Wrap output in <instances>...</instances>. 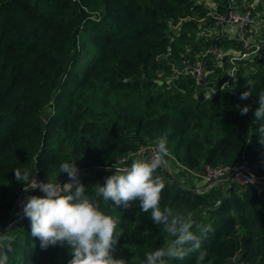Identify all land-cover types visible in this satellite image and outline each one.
<instances>
[{
  "label": "trees",
  "instance_id": "16d2710c",
  "mask_svg": "<svg viewBox=\"0 0 264 264\" xmlns=\"http://www.w3.org/2000/svg\"><path fill=\"white\" fill-rule=\"evenodd\" d=\"M226 3L0 0V233L6 237L0 253H6L7 264H69L72 259L67 243L42 249L39 238L31 236V221L18 204L25 184L15 175L16 168H26L32 179L59 183L66 174H59V167L66 161H75L79 174H86L79 179L85 194L120 218L116 258L143 264L146 253L165 246L171 237L138 202L131 208L105 202L96 187L106 181L89 179L115 174L105 167H130L143 157L139 149L156 145L162 135L170 163L158 170L165 178L161 206L190 211L197 224L213 229L203 242L202 262L193 252L171 264H264V187L233 184L222 192L217 184L204 193L180 183L187 169L203 173L206 165L247 162L264 173L259 131L264 120L254 115L264 92V57L259 53L238 61L230 87L213 95H204L189 72L176 74L170 63L194 62V52L212 42L242 48L239 37H222L218 28L206 43L191 45L205 25L215 23L207 17L210 5L223 12ZM255 62L244 75L245 66ZM210 68L212 84L223 83L231 72L228 62H210ZM245 91L252 94L241 99ZM244 107L249 111L241 115ZM171 164L178 173L170 172ZM32 195L45 193L31 188L25 201ZM192 231L199 234L196 227Z\"/></svg>",
  "mask_w": 264,
  "mask_h": 264
},
{
  "label": "clouds",
  "instance_id": "9594fccd",
  "mask_svg": "<svg viewBox=\"0 0 264 264\" xmlns=\"http://www.w3.org/2000/svg\"><path fill=\"white\" fill-rule=\"evenodd\" d=\"M251 94L245 91L240 98L247 99ZM257 102L256 121L264 120V92L258 95ZM248 111V107H244L240 114ZM259 131L264 134V125ZM167 143V136H160L150 156L134 159L123 171L116 169L115 174L106 178L104 185H97L96 194L105 202L113 201L128 208L138 202L141 212L150 213L151 221L169 234L171 238L165 246L146 253L143 264H171L193 252L198 253L197 259L202 262L207 255L202 245L208 233L213 231L211 225L197 224L190 211L161 206L165 178L158 174V170L167 166ZM61 173L68 175L69 183L52 180L38 183L31 178L29 169H15L17 180L26 185L25 191L39 188L45 193L44 196L27 197L23 207L24 215L31 221V236L39 238L42 249L67 243L72 250L69 264H128L124 258L114 255L123 235L120 218L106 214L98 202L85 194L75 161L61 163ZM193 227L199 230L198 235L192 231ZM5 239L0 235V241ZM0 264H7L6 253H0Z\"/></svg>",
  "mask_w": 264,
  "mask_h": 264
},
{
  "label": "built area",
  "instance_id": "2783aa9c",
  "mask_svg": "<svg viewBox=\"0 0 264 264\" xmlns=\"http://www.w3.org/2000/svg\"><path fill=\"white\" fill-rule=\"evenodd\" d=\"M250 1L251 0H227L226 7L223 12L215 10V4H211V8H209V11L207 13V17L215 21V25L218 27L220 35L222 37H232L231 33L229 34L226 31V28L229 27V25L235 28L236 36L239 37V39L243 43L241 49H224L220 45L212 42L210 44H207L203 52L194 54V62H182L185 63V70L183 72L187 71L191 76L195 78L196 82L204 91V95H213L219 90L224 89L225 87H230V84L233 82L232 80L236 77V66L238 61L247 59L251 57V55L256 54L255 52H259L264 48V42L253 41L254 37H252L251 31L254 28V24H256V16L251 9H256V0H254L252 3H250ZM248 6H250V8H247ZM172 28H174L175 30L177 29L176 26H173ZM212 36L213 34L211 31L207 33V35L205 36L206 41L211 39ZM166 57H168V55ZM163 58L165 57H162V59ZM158 59H161V56H158ZM210 62L216 63L218 64V66H222L226 62L231 64L230 75L223 83H210L208 78L209 74L211 73ZM170 63H172V69L176 74L183 73L180 72V70L178 69V65L172 62L171 59ZM154 147L155 145L142 147L139 149L138 154H142L144 156L145 153H148V155H151ZM166 160L168 159L166 158ZM113 167H118L121 169L128 168L127 166ZM169 169L172 173L170 167ZM175 172L178 173V168L175 169ZM186 175V179L189 180L190 183L193 181L203 182L205 180L207 185L210 186L224 183L226 184L227 188L231 187L233 184H236L242 189H246L251 183H255L259 191H261L264 187V173H256L247 162L233 166L219 165L213 167L210 165H206L205 171L203 173L187 169ZM35 180L38 183L41 182L37 178H35ZM25 187L26 185H24L21 191L18 193V204L21 206V208L24 207V204L26 203L25 197L31 189L29 188L27 191H25ZM183 187L188 188L192 191L196 190L195 192H199V189L197 188H190L186 185H184ZM233 264L245 263L236 261Z\"/></svg>",
  "mask_w": 264,
  "mask_h": 264
},
{
  "label": "rangeland",
  "instance_id": "374dc122",
  "mask_svg": "<svg viewBox=\"0 0 264 264\" xmlns=\"http://www.w3.org/2000/svg\"><path fill=\"white\" fill-rule=\"evenodd\" d=\"M254 0H251L250 1V3H252ZM255 5H256V9H253L252 7V9L251 10H253V12L255 13V16H256V24H254V28H253V30L251 31V33H252V37H254L253 38V41H258V42H264V0H256L255 1ZM247 8H250V6H248ZM204 24H205V21L203 22ZM215 24V23H214ZM213 24V25H214ZM205 27V28H204ZM203 28H202V30L198 33V35L196 36V37H194V39H192L191 40V45L192 46H194V45H200V42L201 41H205V43L207 42L206 41V39H205V36L207 35V33H209L210 32V30H212V29H210V26H207V25H205ZM229 27H231L230 25H229ZM234 28V27H233ZM236 31V30H235ZM234 33V32H233ZM212 34H214L213 32H212ZM209 35V34H208ZM257 42V43H258ZM190 50H191V48H190ZM204 50H200V51H197V52H194V54H197V53H201V52H203ZM256 54H259L258 55V58L260 59V58H263L264 57V49L263 50H261L260 52H255ZM256 54H253V55H251V56H254V55H256ZM257 58V59H258ZM255 61H257V60H255ZM257 63L255 62L254 64L253 63H251L250 65H246L245 66V73H243L244 75H247L248 74V71H250L253 67H256L257 65H256ZM256 65V66H255ZM250 68V69H249ZM253 70V69H252ZM193 75V74H192ZM210 75V74H209ZM187 76H191L190 74L189 75H187ZM161 77H163V73L161 74ZM192 77V76H191ZM165 78H167V76H165ZM170 163V162H169ZM168 163V164H169ZM171 170L174 172V173H176L175 172V168L173 167V165L171 164ZM173 167V168H172ZM91 174V173H90ZM84 175H86V174H79V177H78V179H80V178H82ZM106 178L107 177H101V176H99V175H96L95 177H93V176H89V179H90V181H91V183H97V182H104V181H106ZM183 182H184V180H185V176H181V178H180ZM70 181H69V178H68V175L67 174H65L64 176H62L61 177V179H60V182L59 183H61V184H64V183H69ZM56 183H58V181H56Z\"/></svg>",
  "mask_w": 264,
  "mask_h": 264
},
{
  "label": "crops",
  "instance_id": "0c3cea01",
  "mask_svg": "<svg viewBox=\"0 0 264 264\" xmlns=\"http://www.w3.org/2000/svg\"><path fill=\"white\" fill-rule=\"evenodd\" d=\"M205 25V24H204ZM207 26H210V29H212V30H210L211 32H213L214 34H215V32L217 33L218 32V27L214 24H211V25H207ZM205 28V27H204ZM203 28V29H204ZM226 31L230 34L231 33V36H235L236 35V31H235V28H233V27H227L226 28ZM234 32V33H233ZM217 35V34H216ZM185 69H183L182 71H180V72H183ZM181 180V179H180ZM186 182V183H185ZM180 183L184 186V185H186V186H188V187H190V188H197V189H199V192H204V193H208L209 191H211V189L213 188V187H216V185H213V186H210V185H207V184H205V183H203V182H196V181H193V182H191L190 183V181L189 180H187V179H185L184 180V182L181 180L180 181ZM202 183V184H201ZM218 185H220V190L223 192L224 190H225V187H226V185L223 183V184H218ZM217 191H219V190H217ZM214 192H215V190H214ZM222 193H220V195H221Z\"/></svg>",
  "mask_w": 264,
  "mask_h": 264
},
{
  "label": "water",
  "instance_id": "95a60500",
  "mask_svg": "<svg viewBox=\"0 0 264 264\" xmlns=\"http://www.w3.org/2000/svg\"><path fill=\"white\" fill-rule=\"evenodd\" d=\"M184 68H185V63H180V64H178V69H179L180 71H182ZM147 156H150V155H148V153H145L143 157H147ZM166 158H167V157H166ZM166 158H165V159H166ZM103 169H108V170H113V171H116V169H119V170H121V171L125 170V169H121V168H118V167H105V168H103ZM203 182H204L205 184H207L205 180H204ZM201 184H202V183H201ZM193 191L195 192L196 190H193ZM0 235H2V233H0Z\"/></svg>",
  "mask_w": 264,
  "mask_h": 264
}]
</instances>
